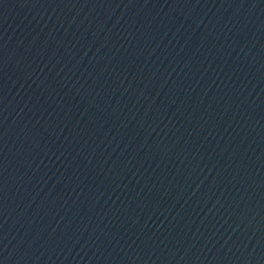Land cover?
Here are the masks:
<instances>
[{
	"label": "water",
	"instance_id": "95a60500",
	"mask_svg": "<svg viewBox=\"0 0 264 264\" xmlns=\"http://www.w3.org/2000/svg\"><path fill=\"white\" fill-rule=\"evenodd\" d=\"M0 264H264V0H0Z\"/></svg>",
	"mask_w": 264,
	"mask_h": 264
}]
</instances>
